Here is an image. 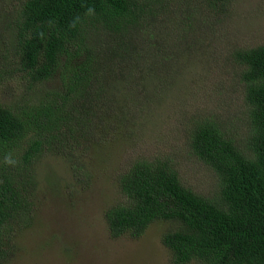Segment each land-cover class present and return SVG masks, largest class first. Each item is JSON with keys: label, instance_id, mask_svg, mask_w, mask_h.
Returning a JSON list of instances; mask_svg holds the SVG:
<instances>
[{"label": "trees", "instance_id": "trees-1", "mask_svg": "<svg viewBox=\"0 0 264 264\" xmlns=\"http://www.w3.org/2000/svg\"><path fill=\"white\" fill-rule=\"evenodd\" d=\"M173 1L20 2L13 23L17 70L43 83L63 57L76 63L66 64L63 90L51 105L26 110L0 103V263L10 258V236L28 219L26 173L51 145L50 132L74 124L83 141L100 145L113 123L143 122L162 104L166 76L197 39L185 24L182 32L163 31ZM233 58L244 84L243 140L211 117L188 119L185 153L215 175L217 190L194 191L171 158L138 157L119 177L122 200L105 213L112 238L137 239L153 223L169 222L173 228L161 241L173 264H264V44ZM147 79L157 82L153 91ZM9 154L15 165L4 163Z\"/></svg>", "mask_w": 264, "mask_h": 264}, {"label": "rangeland", "instance_id": "rangeland-1", "mask_svg": "<svg viewBox=\"0 0 264 264\" xmlns=\"http://www.w3.org/2000/svg\"><path fill=\"white\" fill-rule=\"evenodd\" d=\"M21 1L0 0V103L40 110L63 90L65 66L76 61L63 57L43 83H30L17 70L13 23ZM168 10L173 16L163 31L182 32L185 24L197 39L182 48L181 61L166 76L162 104L143 122L113 123L100 145L83 141L73 123L50 132L51 145L26 173L28 219L10 236V258L0 264H173L161 241L172 223H153L137 239L112 238L105 213L122 200L120 175L141 156L171 158L198 193L217 190L215 175L185 153L188 119L211 117L234 139L245 137L244 84L233 55L264 44V0H175ZM145 82L155 89L157 82Z\"/></svg>", "mask_w": 264, "mask_h": 264}, {"label": "clouds", "instance_id": "clouds-1", "mask_svg": "<svg viewBox=\"0 0 264 264\" xmlns=\"http://www.w3.org/2000/svg\"><path fill=\"white\" fill-rule=\"evenodd\" d=\"M86 14L87 15H93L94 14V8L89 7ZM73 26H75V25L73 24ZM4 163L5 164H9V165H15L17 163V161L13 160L12 157H11V155L9 154V155H6L5 156Z\"/></svg>", "mask_w": 264, "mask_h": 264}]
</instances>
